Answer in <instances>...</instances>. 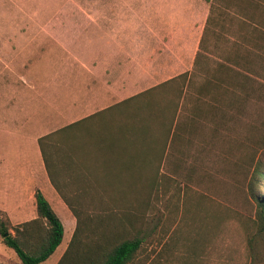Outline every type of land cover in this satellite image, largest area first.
I'll use <instances>...</instances> for the list:
<instances>
[{
  "label": "crops",
  "instance_id": "crops-1",
  "mask_svg": "<svg viewBox=\"0 0 264 264\" xmlns=\"http://www.w3.org/2000/svg\"><path fill=\"white\" fill-rule=\"evenodd\" d=\"M209 15L206 0H0V212L12 226L36 218L40 191L75 230L44 164L49 134L105 137L110 150L89 157L94 175L143 174L141 146L127 152L121 138L122 103L190 71ZM107 183L89 190L118 186Z\"/></svg>",
  "mask_w": 264,
  "mask_h": 264
},
{
  "label": "rangeland",
  "instance_id": "rangeland-1",
  "mask_svg": "<svg viewBox=\"0 0 264 264\" xmlns=\"http://www.w3.org/2000/svg\"><path fill=\"white\" fill-rule=\"evenodd\" d=\"M215 5L197 65L161 90L151 110L142 111L150 141L144 154L166 152L154 161L155 174L142 176L136 195H117L124 206L83 208V216L109 220L107 234L116 240L124 231L130 234L125 219L135 214L143 242L130 264H264V232L251 195L264 193L259 169L264 167V0H216ZM53 207L65 223L64 245L72 237L70 226ZM96 237L89 239L99 241ZM56 257L55 251L40 264H53ZM0 264H21L1 236Z\"/></svg>",
  "mask_w": 264,
  "mask_h": 264
},
{
  "label": "trees",
  "instance_id": "trees-1",
  "mask_svg": "<svg viewBox=\"0 0 264 264\" xmlns=\"http://www.w3.org/2000/svg\"><path fill=\"white\" fill-rule=\"evenodd\" d=\"M206 1L210 2V15L198 47L194 66L197 65L199 58L202 56L201 52L206 50L205 41L209 29V20L213 13V6L214 8L216 6V0ZM248 1L252 2V0ZM189 75L190 73L184 72L122 103V105H127V107L121 112L125 120V129L122 130L121 138L125 139V150L127 152H131L134 142H137V147L141 146L143 153V174L141 175L110 177L92 173L90 155L93 153H105L110 150L107 143H105V137L104 139L99 138L93 141V138L88 137L89 135L87 134L81 136H78V133L70 134V127H67L39 140L48 177L76 219L75 230L57 264H130L132 262L143 242L141 229H139L138 219L135 214L131 212L125 219L127 227L132 228V231H129L130 234L124 231L118 236V238H121L116 240L114 236L107 234L111 230L110 226L112 225L109 220L100 217L95 221L93 215L83 216V208L105 209L107 207H118L122 205L117 198L119 193L129 191L136 195L142 188L141 185H143L142 176L155 174L154 170L158 168V165L156 166L157 168H154V161L158 160L159 162L164 158L166 152L155 149L153 153L144 154L143 147H149L150 141L146 138V131H144L147 126L142 125V111L144 109L151 110L152 103L159 96L160 91H165L169 86H172L175 79ZM178 109L179 101L177 100L173 103L172 116L167 122V125H169H166L167 138L170 131H172L171 128L175 122ZM175 128L177 129L176 123L171 135L172 138L175 135ZM260 141L264 143V138H261ZM139 142L141 143L140 145ZM258 142L259 140L256 139L252 142V145H256ZM117 147L118 144H116ZM121 151H123L122 148ZM259 169L264 180V167ZM113 181L118 183V186H111L112 188L114 187V190H109L110 186H99L102 188L101 191L89 190L92 187H96L90 184L92 182L107 183ZM104 187L108 188L104 189ZM97 193L100 194L98 195ZM106 193H113V196L108 197ZM255 193L252 190L251 195L257 203V216L264 232V193L260 196ZM34 197L37 216L30 221L12 226L4 213L0 212L6 218L5 220H0L2 244L14 251L21 264H40L44 262L61 244L64 234V227L60 218L42 193L37 191ZM114 201L115 203H113ZM93 221L95 222L93 223ZM9 229L13 230V235L9 232ZM123 233L125 234L123 235ZM96 235L99 241L94 242L93 239H89L90 236ZM83 240H87V243Z\"/></svg>",
  "mask_w": 264,
  "mask_h": 264
}]
</instances>
